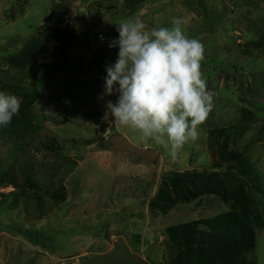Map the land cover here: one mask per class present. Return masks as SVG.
I'll return each mask as SVG.
<instances>
[{
	"label": "rangeland",
	"instance_id": "obj_1",
	"mask_svg": "<svg viewBox=\"0 0 264 264\" xmlns=\"http://www.w3.org/2000/svg\"><path fill=\"white\" fill-rule=\"evenodd\" d=\"M128 17L179 18L205 46L214 108L175 159L104 118L108 43ZM49 33L45 70L10 67ZM0 91L30 110L0 132V264H221L241 243L225 236L235 216L256 242L248 264H264V0H0Z\"/></svg>",
	"mask_w": 264,
	"mask_h": 264
},
{
	"label": "clouds",
	"instance_id": "obj_2",
	"mask_svg": "<svg viewBox=\"0 0 264 264\" xmlns=\"http://www.w3.org/2000/svg\"><path fill=\"white\" fill-rule=\"evenodd\" d=\"M115 24L118 36L108 47L118 49L117 58L105 67L98 99H116L106 101L104 118L111 116L137 133L138 140L154 141L175 159L200 137V126L214 108L202 71L205 46L185 33L179 18L160 27L137 17ZM21 104L17 95L0 91V128L19 115Z\"/></svg>",
	"mask_w": 264,
	"mask_h": 264
},
{
	"label": "trees",
	"instance_id": "obj_3",
	"mask_svg": "<svg viewBox=\"0 0 264 264\" xmlns=\"http://www.w3.org/2000/svg\"><path fill=\"white\" fill-rule=\"evenodd\" d=\"M61 37L59 34H45L43 37H36L30 40L26 46L17 52L16 54L12 55L8 61L10 67H13L15 70L20 71V72H25L27 74L28 71L30 72H36V71H43L47 68V65L45 63L42 64L40 61L41 58L44 57L45 55V49H44V41L49 43L53 40H59ZM249 50V49H247ZM255 49H252L254 51ZM250 51V50H249ZM256 51V50H255ZM66 52V51H65ZM255 53V52H254ZM252 55L253 58H257L256 55ZM23 110V115L19 116H14L11 124L8 127H15L17 122L19 121L20 117L27 118L30 114V110H26L24 107H21ZM249 124L246 123L243 120H240L239 124L234 125V130L232 133H237V132H243L246 127H248ZM8 128H0L1 133H5ZM54 144L51 145V148H53ZM231 149V148H229ZM228 154V159H239V164H240V170L242 173H247V172H252L256 171V168L254 167L250 157L242 151V153H236L235 150H230ZM1 184V183H0ZM2 185V184H1ZM237 219V227H234L235 229H229L228 235H225L228 237L230 240L232 238L233 241L236 240V238L241 240L240 244H236L238 248L234 249L233 253L229 256H226L223 258L221 257V264H248L247 261V256L250 254L249 252L252 251L255 247V243L252 240L248 239H243V235L245 234L246 237H249L248 232L246 231L247 226L245 225L243 227L242 225V219L239 217H236ZM189 225L188 224H182V225H176L173 227H170L168 229L169 233L172 234H186L189 231ZM205 255H201V258H203Z\"/></svg>",
	"mask_w": 264,
	"mask_h": 264
}]
</instances>
